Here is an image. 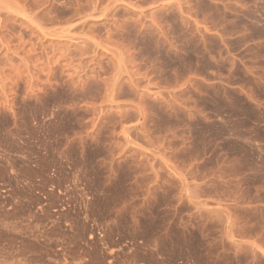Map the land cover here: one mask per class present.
<instances>
[{"label":"rangeland","instance_id":"374dc122","mask_svg":"<svg viewBox=\"0 0 264 264\" xmlns=\"http://www.w3.org/2000/svg\"><path fill=\"white\" fill-rule=\"evenodd\" d=\"M0 264H264V0H0Z\"/></svg>","mask_w":264,"mask_h":264}]
</instances>
